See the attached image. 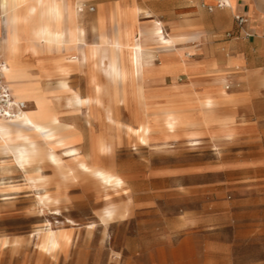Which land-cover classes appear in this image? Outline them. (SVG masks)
<instances>
[{"label": "rangeland", "instance_id": "1", "mask_svg": "<svg viewBox=\"0 0 264 264\" xmlns=\"http://www.w3.org/2000/svg\"><path fill=\"white\" fill-rule=\"evenodd\" d=\"M134 1L137 5L125 6L134 34L140 29L138 22L142 29L160 23L171 34L162 21L152 18L148 0ZM98 2L83 0L87 33L80 41L96 53L92 61L102 118L89 122L82 112L65 113L84 141L78 148L58 149L56 157L43 161H23L19 141L0 144V264H264V109L261 116L245 113L243 104L258 102L243 98L233 107H223L220 112L233 113L239 128H260L235 133L236 124L174 105L158 80L165 78L171 85L208 78L201 63L207 54L200 49L201 41L176 36L172 48L152 47L159 55L152 72L157 81L147 84L150 107L144 111L138 98L129 94L132 80L124 78L118 84L113 78L108 60L112 50L101 43L98 31ZM114 3L105 4L106 12ZM16 12L10 6L4 17ZM122 26L108 34H117ZM7 34L0 18L4 63L1 45ZM238 38L248 37L226 32L219 39ZM142 41L149 46L145 32ZM170 56L178 60L167 61ZM25 58L34 78L48 77L50 84L62 78V62L50 50L42 62L27 53ZM44 64L50 65L44 69ZM241 71H232L227 92L264 89L256 78H243ZM4 80L14 96L6 71ZM66 83L86 94L79 70L73 68ZM23 102L26 109L32 107ZM168 107L178 117L172 125L166 122ZM203 118L212 136H205ZM83 156L84 164L79 162ZM106 171L120 181L102 179L100 172Z\"/></svg>", "mask_w": 264, "mask_h": 264}, {"label": "bare ground", "instance_id": "2", "mask_svg": "<svg viewBox=\"0 0 264 264\" xmlns=\"http://www.w3.org/2000/svg\"><path fill=\"white\" fill-rule=\"evenodd\" d=\"M81 1L0 0V18L7 26L8 32L7 38L1 45V54L5 63L1 57L0 60L3 79L6 71L14 90L13 96L4 80L5 88L12 96L9 107L13 110L6 109L8 115H0V144H6V140L9 139V141H19L22 147L19 156L23 161H43L45 158L56 157L58 149L78 148L84 139L78 125L73 119H66L65 113L77 115V112H82L89 122L100 121L102 118L100 85L92 61L96 53L86 49L80 41V34L84 36L86 33L80 18L83 15ZM221 3L223 2L219 1L217 5ZM10 6L17 12L5 18L4 13ZM123 15L125 18L122 28L117 34L104 35L103 43L112 50L111 55L108 54V60L116 83L120 84L124 78L132 80L133 88L129 94L131 93L134 98L137 97L141 108L146 111L150 107L147 84L157 81L156 77L152 76V72L157 67V56L144 45L140 29L136 34L131 31L127 21L128 16L130 17L129 10L128 12L124 10ZM34 20L35 22L32 23ZM24 41H26L25 47L22 48L21 44ZM160 43L164 48H171L174 45L168 34L160 36ZM39 47L43 48L41 55ZM49 50L54 55L57 54L62 62L59 71L62 78L53 84L48 83V77L34 78L29 68L31 62L29 63L25 58L27 53L29 57H37V60L42 62L45 52ZM90 62H92L91 69ZM49 65L44 64L42 67L45 69ZM73 68L84 75L86 94L73 90L67 85L66 78ZM118 86L121 89L120 85ZM120 91L116 92L117 96H120ZM221 92V95L226 94L223 90ZM194 93L197 97L200 96L198 91ZM23 101L31 104L32 107L27 109L26 105L24 108L14 107L15 104ZM208 103L211 101L206 102ZM159 108L165 107L161 105ZM166 110L169 112L166 122L172 125L178 117L173 113L174 108L168 107ZM144 120L147 121V117ZM79 162L84 164L86 158L83 156ZM100 176L104 180L120 181L115 177L114 172H100Z\"/></svg>", "mask_w": 264, "mask_h": 264}, {"label": "crops", "instance_id": "3", "mask_svg": "<svg viewBox=\"0 0 264 264\" xmlns=\"http://www.w3.org/2000/svg\"><path fill=\"white\" fill-rule=\"evenodd\" d=\"M18 1L21 2L22 0ZM98 1V31L101 36V43L104 44L103 36L108 35L109 32L111 33L115 26H122L121 22L125 18L123 15L124 10L128 12V9L124 6H131L136 3L134 0ZM219 1L224 4L217 5ZM148 2L151 5L149 11L153 13L152 18L162 21L165 29L171 32V34L165 33L160 23L149 29L143 28L145 34L150 37L151 41L147 45L151 47L149 48L151 52L156 54L152 48L153 45L159 46L160 49H169L162 47L160 43V36L168 34L171 36L174 45L176 36L201 41L200 49L205 50L207 53L202 58L204 61L201 63L205 67L204 74L208 78L202 82L190 81L185 84L174 82L167 85L165 78L159 76V79L164 78L163 81L158 80L157 82L165 86L162 90L166 97L173 100L174 105L180 103L183 106H190V109L186 110H189L192 114L205 116L211 113L219 123L236 124L235 133L238 129V133L258 131L260 129L258 125H242L239 128L233 113L223 114L220 110L225 106L233 107L236 105L235 100L243 98L242 101L244 102H258L255 105L253 103L243 104L245 113H252L255 116H261L263 113V88L256 89L255 92L237 91L229 93L226 91V84L231 80V75L234 73L232 71L241 69L243 78L254 77L264 86V0H148ZM81 3L83 4V0ZM107 3H114L108 12L105 9ZM208 7H211V11L208 10ZM91 10H95V8L92 7ZM100 16H102L103 23L100 21ZM237 16L248 19L243 29L245 32H249L250 36L238 39H219L226 32L228 35H231V32H240L235 20ZM80 18L84 24V15ZM109 26H111V31L107 29ZM137 26L143 35L144 32L139 22ZM85 35L80 34L81 37H85ZM191 55H195V53L192 52ZM156 56L158 62V53ZM169 60L177 61L178 56H170L167 61ZM222 90L226 92L225 95H221ZM195 91H198L200 96L197 97ZM207 101H211V103L206 104ZM207 122L208 120L205 119L202 121L203 131L206 134L205 136H212L207 129Z\"/></svg>", "mask_w": 264, "mask_h": 264}, {"label": "built area", "instance_id": "4", "mask_svg": "<svg viewBox=\"0 0 264 264\" xmlns=\"http://www.w3.org/2000/svg\"><path fill=\"white\" fill-rule=\"evenodd\" d=\"M235 20L237 22V26H238L240 32L244 33L246 36H250V33L249 32H245L244 29H243L245 24L248 22V19L245 18V17L237 16L235 18ZM0 95H1V99H0V115L1 114L8 115L6 109L13 110V109H11L9 107V103H10V101H12V96L10 95V91L7 88H5L1 60H0ZM14 107L15 108H24L25 104L23 102H21L19 104H15Z\"/></svg>", "mask_w": 264, "mask_h": 264}]
</instances>
